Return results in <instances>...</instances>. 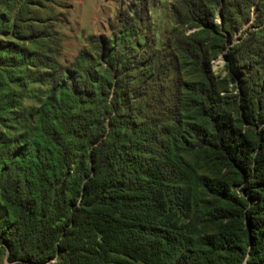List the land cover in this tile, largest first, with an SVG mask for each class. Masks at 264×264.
I'll return each mask as SVG.
<instances>
[{
  "label": "trees",
  "instance_id": "trees-1",
  "mask_svg": "<svg viewBox=\"0 0 264 264\" xmlns=\"http://www.w3.org/2000/svg\"><path fill=\"white\" fill-rule=\"evenodd\" d=\"M206 2L210 16L185 2L201 29L178 51L199 72L178 74L181 94L158 93L176 103L166 120L141 114L116 58L122 38L100 36L99 59L114 60L91 73L81 52L34 123L0 140V248L11 264H264V0ZM224 49L220 78L212 59ZM230 83L236 92L223 93Z\"/></svg>",
  "mask_w": 264,
  "mask_h": 264
},
{
  "label": "rangeland",
  "instance_id": "rangeland-1",
  "mask_svg": "<svg viewBox=\"0 0 264 264\" xmlns=\"http://www.w3.org/2000/svg\"><path fill=\"white\" fill-rule=\"evenodd\" d=\"M186 1L0 0V140L17 137L34 123L36 110L49 100L60 83L69 80L66 67L77 71L81 68L78 61L81 52L88 57L84 65L91 73L100 72L114 60L115 57L109 56L99 59L100 46L106 42L100 36L112 41L122 38L123 50L116 58L123 57L127 65L125 74L142 96L137 102L141 114H154L166 120L163 113L176 103L166 99L161 103L158 93L170 89L171 96L181 94L178 74L186 80L199 72L178 51L187 48L188 35L201 29L190 20ZM195 2V8H201L202 14L213 13L206 0ZM215 9L216 20L221 22L220 6ZM131 11L132 18H127L126 13ZM126 23L132 25L125 26ZM248 25L244 23L231 40L228 37L227 46L237 42ZM200 37L209 41L211 35L202 32ZM211 46L212 41L206 42L207 48ZM226 51H220L212 59L213 72L220 78L229 77ZM169 79L173 82L167 85ZM235 92L230 83L228 92L223 93ZM200 164L211 168L210 172L215 170L207 157ZM222 174L231 178L226 175L227 170ZM0 264H11L1 248Z\"/></svg>",
  "mask_w": 264,
  "mask_h": 264
}]
</instances>
